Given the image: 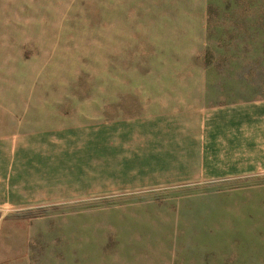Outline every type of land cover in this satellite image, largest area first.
Here are the masks:
<instances>
[{
    "label": "rangeland",
    "instance_id": "rangeland-1",
    "mask_svg": "<svg viewBox=\"0 0 264 264\" xmlns=\"http://www.w3.org/2000/svg\"><path fill=\"white\" fill-rule=\"evenodd\" d=\"M197 83L264 90V0H0V187L24 184L8 162L38 165L41 199L77 185L49 179L56 169L95 186L119 119L151 90ZM256 184L264 175L0 214L33 225V264H264Z\"/></svg>",
    "mask_w": 264,
    "mask_h": 264
},
{
    "label": "crops",
    "instance_id": "crops-1",
    "mask_svg": "<svg viewBox=\"0 0 264 264\" xmlns=\"http://www.w3.org/2000/svg\"><path fill=\"white\" fill-rule=\"evenodd\" d=\"M151 92L139 108L127 113L128 119H119L122 130L113 132L112 143L98 148L95 186L82 183L88 179L84 169H56L48 171L49 179L77 185L52 184L47 198L41 199L28 182L42 178L35 170L38 165L8 162L1 164L4 171L22 168L11 178L24 184L0 187V207L31 209L94 193L104 197L264 175V90L235 85L208 90L206 84L197 83L191 89L160 86ZM25 219L0 214V264H33V225Z\"/></svg>",
    "mask_w": 264,
    "mask_h": 264
}]
</instances>
